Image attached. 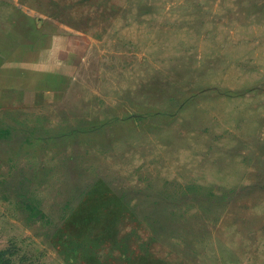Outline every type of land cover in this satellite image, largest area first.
Returning <instances> with one entry per match:
<instances>
[{"label": "rangeland", "instance_id": "obj_1", "mask_svg": "<svg viewBox=\"0 0 264 264\" xmlns=\"http://www.w3.org/2000/svg\"><path fill=\"white\" fill-rule=\"evenodd\" d=\"M18 1L89 53L0 91V264H264V0Z\"/></svg>", "mask_w": 264, "mask_h": 264}, {"label": "crops", "instance_id": "obj_2", "mask_svg": "<svg viewBox=\"0 0 264 264\" xmlns=\"http://www.w3.org/2000/svg\"><path fill=\"white\" fill-rule=\"evenodd\" d=\"M87 37L18 0H0V91L41 96L49 92L42 82H74L89 53Z\"/></svg>", "mask_w": 264, "mask_h": 264}]
</instances>
